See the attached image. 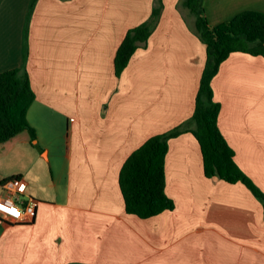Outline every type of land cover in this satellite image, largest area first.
Returning a JSON list of instances; mask_svg holds the SVG:
<instances>
[{
	"label": "crops",
	"instance_id": "1",
	"mask_svg": "<svg viewBox=\"0 0 264 264\" xmlns=\"http://www.w3.org/2000/svg\"><path fill=\"white\" fill-rule=\"evenodd\" d=\"M162 9L117 76L115 53L154 0H0V72L18 68L34 100L22 131L0 144V180L17 175L30 221L0 218V264H264V197L206 177L189 121L205 45L181 0ZM212 26L264 0H203ZM115 85L117 87L115 88ZM217 126L238 168L264 196V57L230 53L211 81ZM167 142L173 208L125 211L119 172L149 137Z\"/></svg>",
	"mask_w": 264,
	"mask_h": 264
},
{
	"label": "trees",
	"instance_id": "2",
	"mask_svg": "<svg viewBox=\"0 0 264 264\" xmlns=\"http://www.w3.org/2000/svg\"><path fill=\"white\" fill-rule=\"evenodd\" d=\"M181 3L192 15L194 32L205 45L206 52L194 110L189 118L194 125L189 131L201 149L203 172L206 177H217L229 183L242 182L263 199V194L235 164L233 151L218 129L220 105L213 99L211 81L221 62L230 53L244 52L264 57V14L245 10L229 21L212 26L205 17L203 0H181ZM161 9V0H154L148 19L125 34L114 57L117 76L136 48L146 43L157 24ZM34 98L24 71L12 68L0 72V144L22 131H27L31 137L35 136L34 129L26 118ZM182 131V127L177 126L149 137L125 160L118 180L127 213L147 218L173 208V202L164 190V162L168 140ZM15 177L18 176L9 178Z\"/></svg>",
	"mask_w": 264,
	"mask_h": 264
},
{
	"label": "built area",
	"instance_id": "3",
	"mask_svg": "<svg viewBox=\"0 0 264 264\" xmlns=\"http://www.w3.org/2000/svg\"><path fill=\"white\" fill-rule=\"evenodd\" d=\"M25 182L18 178L0 180V218L8 221H30L35 213L36 201L24 200Z\"/></svg>",
	"mask_w": 264,
	"mask_h": 264
},
{
	"label": "rangeland",
	"instance_id": "4",
	"mask_svg": "<svg viewBox=\"0 0 264 264\" xmlns=\"http://www.w3.org/2000/svg\"><path fill=\"white\" fill-rule=\"evenodd\" d=\"M117 87V85H115V88Z\"/></svg>",
	"mask_w": 264,
	"mask_h": 264
}]
</instances>
